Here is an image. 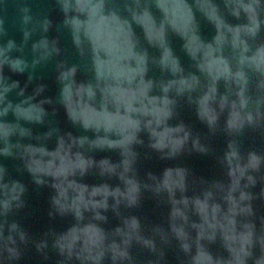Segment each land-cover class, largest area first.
Listing matches in <instances>:
<instances>
[{
    "label": "water",
    "instance_id": "water-1",
    "mask_svg": "<svg viewBox=\"0 0 264 264\" xmlns=\"http://www.w3.org/2000/svg\"><path fill=\"white\" fill-rule=\"evenodd\" d=\"M0 264H264V0H0Z\"/></svg>",
    "mask_w": 264,
    "mask_h": 264
}]
</instances>
